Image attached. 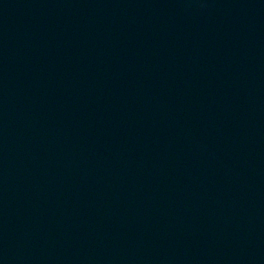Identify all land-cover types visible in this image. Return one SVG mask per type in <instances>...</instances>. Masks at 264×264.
Returning a JSON list of instances; mask_svg holds the SVG:
<instances>
[{
	"label": "water",
	"instance_id": "95a60500",
	"mask_svg": "<svg viewBox=\"0 0 264 264\" xmlns=\"http://www.w3.org/2000/svg\"><path fill=\"white\" fill-rule=\"evenodd\" d=\"M0 264H264V0H0Z\"/></svg>",
	"mask_w": 264,
	"mask_h": 264
}]
</instances>
